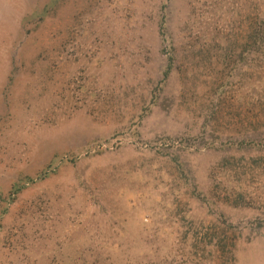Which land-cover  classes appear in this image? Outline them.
Listing matches in <instances>:
<instances>
[{"label": "rangeland", "instance_id": "1", "mask_svg": "<svg viewBox=\"0 0 264 264\" xmlns=\"http://www.w3.org/2000/svg\"><path fill=\"white\" fill-rule=\"evenodd\" d=\"M0 264H264V0H0Z\"/></svg>", "mask_w": 264, "mask_h": 264}, {"label": "trees", "instance_id": "2", "mask_svg": "<svg viewBox=\"0 0 264 264\" xmlns=\"http://www.w3.org/2000/svg\"><path fill=\"white\" fill-rule=\"evenodd\" d=\"M171 58H173V57H171Z\"/></svg>", "mask_w": 264, "mask_h": 264}]
</instances>
